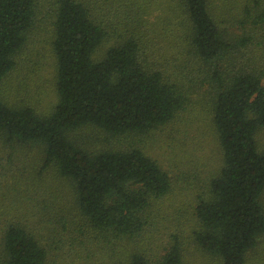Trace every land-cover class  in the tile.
<instances>
[{
    "label": "trees",
    "instance_id": "obj_1",
    "mask_svg": "<svg viewBox=\"0 0 264 264\" xmlns=\"http://www.w3.org/2000/svg\"><path fill=\"white\" fill-rule=\"evenodd\" d=\"M52 1L57 101L41 113L7 86L40 29V0H0V264H187L190 246L217 264H264V0L228 13L167 0L168 43L143 19L156 0ZM195 95L222 158L189 183L191 216L168 233L186 177L148 146ZM68 184L76 213L59 200Z\"/></svg>",
    "mask_w": 264,
    "mask_h": 264
},
{
    "label": "rangeland",
    "instance_id": "obj_2",
    "mask_svg": "<svg viewBox=\"0 0 264 264\" xmlns=\"http://www.w3.org/2000/svg\"><path fill=\"white\" fill-rule=\"evenodd\" d=\"M133 1L140 3V1L144 0ZM148 3L150 2H146V4ZM214 3L219 4V11L228 13L232 6L237 4V0H215ZM225 3L230 5L227 10L223 6ZM167 4V0L154 1L151 4V11L146 13L143 18L147 31L151 33L150 35L165 43L174 39L178 30V27L169 25V15L166 11ZM54 8L52 0H40V29L34 34V39L21 56L22 61L8 77L7 83V86L13 87L12 90H14V87L16 89L23 87L24 94L19 92L21 100L33 105L41 113L50 112L57 101L55 60L50 49V32L52 28L50 14ZM9 95L15 97L13 91ZM198 97V95L193 96L191 106L185 112H182L175 121L162 128V131L158 132L159 136L151 140L149 146L147 145L152 155L158 158L166 169L186 177L183 180L184 185L181 187L183 189H179V201L172 208L167 209V214L175 220L172 228L167 229L168 233L174 232L180 221L181 226L184 228L186 220L191 216L192 209L190 204L193 203L196 191L192 190L189 183L196 180L195 183L199 182V186H202L203 179H205L207 174L217 169L221 163V150L212 127L210 107L205 102L201 103L199 101L198 103L196 101ZM88 133L85 130L78 134L86 138L89 135ZM40 151L37 148H33L29 152L31 156H37ZM3 155L4 153H0L1 159L4 158ZM38 159L36 158L35 161L40 164L41 161ZM16 163L22 166L8 169H23V163ZM16 163L13 165L15 166ZM6 182L4 179L2 181L3 185ZM8 183L10 182L8 181ZM67 186V188L63 189L64 192L59 194V200L66 206L67 211L72 210L76 213L75 193L71 185L68 184ZM62 214L66 213L62 212ZM189 249L186 257L187 264L218 263L215 257L201 252L193 246H190ZM79 262L78 259L74 260V258H60L56 264H79Z\"/></svg>",
    "mask_w": 264,
    "mask_h": 264
}]
</instances>
